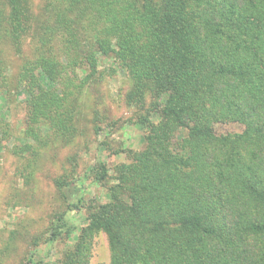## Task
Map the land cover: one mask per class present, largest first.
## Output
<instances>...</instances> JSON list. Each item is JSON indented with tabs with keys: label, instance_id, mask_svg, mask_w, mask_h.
I'll list each match as a JSON object with an SVG mask.
<instances>
[{
	"label": "trees",
	"instance_id": "trees-1",
	"mask_svg": "<svg viewBox=\"0 0 264 264\" xmlns=\"http://www.w3.org/2000/svg\"><path fill=\"white\" fill-rule=\"evenodd\" d=\"M45 2L36 17L30 0H0V90L10 89L2 46L21 50L34 29L16 83L27 97L17 155L74 136L104 59L130 80L129 105L152 100L139 121L145 147L127 150L108 202L86 204L87 223L60 264H90L101 234L110 264H264V0ZM227 122L243 132L219 134ZM92 171L100 185L110 179L105 163ZM70 183L57 186L78 209ZM74 229L60 214L48 242Z\"/></svg>",
	"mask_w": 264,
	"mask_h": 264
},
{
	"label": "rangeland",
	"instance_id": "rangeland-1",
	"mask_svg": "<svg viewBox=\"0 0 264 264\" xmlns=\"http://www.w3.org/2000/svg\"><path fill=\"white\" fill-rule=\"evenodd\" d=\"M30 1L38 17L46 2ZM39 19L35 18L37 24ZM33 40L31 29L21 50L2 46L10 89L0 90L4 94L0 95V264H60L87 223L86 204L108 202L109 186L118 183V166L130 162L127 150L141 151L145 147L147 129L139 121L152 105L150 96L143 107L129 105L126 95L132 86L130 80L113 58L104 59L100 78L88 85L80 98L74 136L53 137L40 156L30 149L17 155L14 151L25 146L27 97L18 94L16 83L24 59L34 47ZM151 120L156 123L158 117L153 115ZM243 130L236 123L216 125L219 134ZM100 163L107 165L110 174L104 185L93 177L92 170ZM58 180L77 186L75 196L83 199L78 209H71L64 199ZM60 214L67 215L75 229L51 244L50 228ZM90 264H110L105 234L95 238Z\"/></svg>",
	"mask_w": 264,
	"mask_h": 264
}]
</instances>
